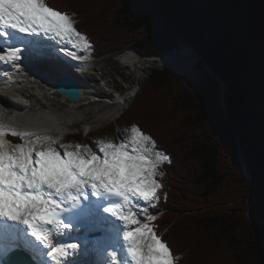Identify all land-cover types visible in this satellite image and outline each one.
Segmentation results:
<instances>
[{
  "label": "trees",
  "instance_id": "16d2710c",
  "mask_svg": "<svg viewBox=\"0 0 264 264\" xmlns=\"http://www.w3.org/2000/svg\"><path fill=\"white\" fill-rule=\"evenodd\" d=\"M46 2L75 13L99 55L188 44L209 65L200 84L151 67L119 121L170 157L160 166L167 210L153 224L176 264H264V0Z\"/></svg>",
  "mask_w": 264,
  "mask_h": 264
},
{
  "label": "snow or ice",
  "instance_id": "6c2138e0",
  "mask_svg": "<svg viewBox=\"0 0 264 264\" xmlns=\"http://www.w3.org/2000/svg\"><path fill=\"white\" fill-rule=\"evenodd\" d=\"M74 15L46 0H0V63L22 70L24 53L33 44L29 38L41 35L87 51L92 45ZM60 51L77 61L88 59L68 47ZM56 132L0 119V242L11 255L6 264H35L33 252L40 264H46L45 257L65 264L81 247L64 242L74 222L98 233L97 244L122 234L132 264H174L173 250L151 223L157 216L150 209L163 187L160 166L170 159L153 135L133 123L118 142L100 139L94 150L61 143L63 131ZM90 195L98 198L95 203ZM108 255L110 264H121L116 251Z\"/></svg>",
  "mask_w": 264,
  "mask_h": 264
},
{
  "label": "bare ground",
  "instance_id": "6f19581e",
  "mask_svg": "<svg viewBox=\"0 0 264 264\" xmlns=\"http://www.w3.org/2000/svg\"><path fill=\"white\" fill-rule=\"evenodd\" d=\"M38 38L43 39V35L29 38L33 41V44L30 46V50L26 49L24 53L22 70L18 71L9 65L0 63V110L3 112L0 119H3L5 123L18 125L20 128H39L41 130H51L53 134H59L56 132L57 128L63 131L62 129H64L65 126H68V116L66 113L65 115H61V113H57V111L53 109H48L47 105L40 106V108L32 112L33 107L37 105L36 102L37 100L39 101V99L32 94L30 95L29 91H33L34 93L39 92V94L43 93V98L49 100H51L52 96H55L57 103L62 102L66 104L67 100L64 99L65 96L58 90L56 83L62 75L73 76L82 82L85 97L76 102L68 101L67 104L79 108V110L82 106L90 105L91 103L88 102L92 101L97 93L88 80L82 79L83 74L87 73V70H89L86 69L87 63L84 61H77L75 59L73 60L71 57L66 56L64 52L60 51V49L65 46L71 49L70 45L62 43L61 47L51 51L54 54L50 57L47 54H37L34 52L37 48L34 42ZM195 51L196 50L193 46L191 47V50L189 47L182 46L179 49H176L170 56L164 58L162 62H157V60L163 59L161 55L156 58L152 55L144 54L142 52L140 53L139 51L138 53L136 49L126 48V50L121 52L122 55H120L119 60L129 66L138 68H140L139 64L148 66L156 65V67L157 64H159L160 67L166 70L184 74L191 80L195 81V78L193 77L194 74L191 69V62L194 60L196 55ZM183 59H185V62ZM5 73H7V75H5ZM25 85L28 86L24 87ZM24 91L27 92V94H23ZM100 91L107 95V91L103 89ZM12 109L16 110L12 111ZM72 114L75 116L74 112ZM71 120L73 122V119ZM125 135V132H122L120 137L123 138ZM8 139H12L11 141L13 143L21 142L18 137L9 136ZM8 223L14 224L16 222L8 221ZM103 242L99 245V249L94 246L92 247L86 245L84 247L86 253L81 252L76 254V256L71 257L69 264H107L110 262V256L108 254L111 253L113 249L118 250L120 247L122 248V250L119 251V253H122L121 258H123L124 255H127L126 246L124 245L122 239H117L115 237V239L109 238ZM93 249L98 252H94ZM32 256L35 262L36 258L39 257V253L33 252ZM44 259L46 264H48L47 257ZM104 259L105 262L103 261ZM36 261L40 264V260ZM129 262L132 264L130 257Z\"/></svg>",
  "mask_w": 264,
  "mask_h": 264
},
{
  "label": "rangeland",
  "instance_id": "374dc122",
  "mask_svg": "<svg viewBox=\"0 0 264 264\" xmlns=\"http://www.w3.org/2000/svg\"><path fill=\"white\" fill-rule=\"evenodd\" d=\"M187 47H189V49L191 50V46H187ZM89 50H92V58L94 61L93 67L96 69L95 72L91 70V73L89 74V77H90L89 83L91 86L94 87L97 93L94 99L88 102L91 104L82 106L79 110V108H76L67 103L66 104L62 102L57 103V99L55 96L54 98H51V100H49V99L43 98L42 94H39V92H36L40 96V99L38 98L39 101L37 100L36 102L37 105L33 107L32 112L40 108V106L47 105L48 109L50 110L53 109L57 111V113H61V115H65L66 113V115L68 116L67 118L69 122L67 120L68 126H65L64 129H67V132L72 131L69 135L79 136L75 138H78V139L80 138L81 141L78 142V140H76L75 138H71L70 140H68L66 137V139L61 140V143H68V144H73V145L74 144H88L89 146L94 147L95 142L99 141L100 139L108 138V139H113L114 141H117V142L120 139H122L120 137V134H122V132H125V129L130 128V126L133 124V123L131 124V123H127L124 121H121V122L119 121L121 120L123 116V113H124L123 111H126L132 105L133 101L138 96L139 92L143 89V83L145 82L147 78V74L149 73V70L153 66L156 67V65L148 66V65L139 64L140 68L134 67V66H128L127 64H125L124 62L118 59L117 51L108 52L106 54L99 55L97 53L98 50L96 49V47L91 46ZM136 50L137 52L139 51L140 53L142 52L144 54H149L147 49H144V50L136 49ZM174 51L175 50L166 52L165 55L162 56L163 59L157 60V62H162L164 58L170 56ZM200 60L201 58L199 54L196 52L194 60L191 62V65H192L191 69L193 71V74H194L193 77L195 78V81L191 80L188 76L184 74L166 70L160 67L159 64H157V67L169 73H172V74L186 76L193 83L200 84L206 80L207 74L209 75L213 74V71L210 69H207L206 67H203V68L198 67V62ZM183 61L185 62V59H183ZM102 72L105 74L107 80L111 82V84L119 86V88L123 89L124 93H128L131 90V87L132 88L135 87L136 89H139L136 93V96L131 97V98L129 97V99L125 100V103L122 105H118V103H114V104L111 103L109 100V96H108L109 93L107 92L108 94L104 97V94L100 91L101 89L105 90L104 85L102 84V81L99 80ZM113 85L107 88L112 89ZM23 94H27V92L24 91ZM15 110L12 109V111H15ZM73 112L75 113V116L72 114ZM70 118L73 119V122ZM83 123L90 125L93 131L92 133H95V134L99 133V134L98 135L93 134V136H91L90 133L87 134L86 128L83 127ZM125 134L127 133L125 132ZM158 179H160L159 181L163 185L164 184L163 177H158ZM150 214H153V209H150ZM261 222L264 224L263 221Z\"/></svg>",
  "mask_w": 264,
  "mask_h": 264
},
{
  "label": "water",
  "instance_id": "95a60500",
  "mask_svg": "<svg viewBox=\"0 0 264 264\" xmlns=\"http://www.w3.org/2000/svg\"><path fill=\"white\" fill-rule=\"evenodd\" d=\"M189 46H191V45H189ZM176 49H179V48H175V50ZM200 58L202 60L201 56H200ZM205 67L207 69L211 70V68L209 67L208 64H206ZM216 78H218V77H216ZM221 85H222L223 93H225V90H226L225 82L221 81ZM56 86H57L58 90L60 91V93L64 96H66L67 98H69L70 100L78 101V100H81L85 97V93L83 91L82 84L72 76L64 75V76L59 77L58 82L56 83ZM224 99H225V97L223 96V100ZM244 170H245V175L249 176L245 166H244ZM249 201H250L251 207H253V200L250 199ZM10 259H11V256L7 258V261H9Z\"/></svg>",
  "mask_w": 264,
  "mask_h": 264
}]
</instances>
